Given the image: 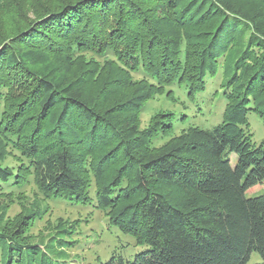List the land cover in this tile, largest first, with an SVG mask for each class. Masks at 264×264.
Masks as SVG:
<instances>
[{
	"label": "trees",
	"instance_id": "trees-1",
	"mask_svg": "<svg viewBox=\"0 0 264 264\" xmlns=\"http://www.w3.org/2000/svg\"><path fill=\"white\" fill-rule=\"evenodd\" d=\"M222 67L221 123L172 136L169 113L141 129L154 96L203 92ZM251 112L264 121V0H0V197L34 184L93 204L146 248L107 264H247L253 252L264 264V194L246 195L264 187ZM38 218L0 231V264H50L54 246L26 234ZM55 246L64 257L61 235Z\"/></svg>",
	"mask_w": 264,
	"mask_h": 264
},
{
	"label": "rangeland",
	"instance_id": "rangeland-1",
	"mask_svg": "<svg viewBox=\"0 0 264 264\" xmlns=\"http://www.w3.org/2000/svg\"><path fill=\"white\" fill-rule=\"evenodd\" d=\"M212 21H207L196 33L209 31ZM241 47L243 40L235 41ZM101 58L92 55L87 60ZM224 58L222 59L223 62ZM134 80H140L135 76ZM225 83V69L222 67L219 74L207 79L203 92H190L185 86L176 84L167 87L159 95L148 101L140 112V127L147 129L155 123L160 115L172 113L174 132L178 136L189 127L212 129L221 123L226 109V98L223 85ZM167 116V117H166ZM249 125L253 134V143L256 147L264 149V121L255 113H249ZM171 137L159 136L153 142L155 148L162 147ZM236 155H232V164L236 163ZM15 165V161H7ZM94 190V189H93ZM264 194V187L248 192L247 197H256ZM39 217L30 226L27 237L35 245L54 246L48 247L47 255L50 264H107L113 257L133 261L135 256L146 250L136 245L135 239L124 234L119 228L112 225L103 211L96 210L93 204L72 205L64 202L47 200L34 184L22 187L19 192L0 197V231L15 232L17 226L23 221L28 223V218ZM62 236L69 247L64 250L62 258H56L55 246L57 236ZM262 258L253 252L247 264H260Z\"/></svg>",
	"mask_w": 264,
	"mask_h": 264
}]
</instances>
